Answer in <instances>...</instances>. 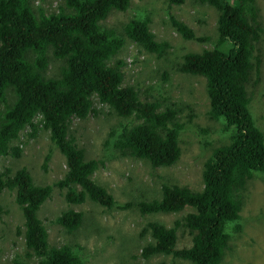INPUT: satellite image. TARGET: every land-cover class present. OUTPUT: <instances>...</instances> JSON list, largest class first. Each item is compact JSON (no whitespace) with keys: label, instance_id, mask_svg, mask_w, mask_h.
Returning <instances> with one entry per match:
<instances>
[{"label":"trees","instance_id":"obj_1","mask_svg":"<svg viewBox=\"0 0 264 264\" xmlns=\"http://www.w3.org/2000/svg\"><path fill=\"white\" fill-rule=\"evenodd\" d=\"M192 2L217 9V35L201 33L169 13L170 25L183 38L212 43L202 52L182 55L173 68L205 77L210 99L207 113L212 119L223 118L231 137L228 144L214 146L204 161L202 189L164 182L159 197L118 204L93 177L103 160L89 157L88 149L79 142L91 130L83 123L103 113L100 105H105L106 112L116 117L108 142L120 155L148 160L153 167L175 164L181 155L183 108L163 96L145 94L138 83L126 84V60L119 57L128 41L158 59L166 55L171 43L158 39L152 31L151 12L128 16L120 30L104 24L112 12H127L132 0H59L55 9L53 0H0V159L12 152L20 155L22 149L16 141L24 129L31 128L32 136L41 130L48 132L67 166L51 184L36 183L25 166L0 171V193L15 191V201L23 212L18 232L23 227L25 249L10 264H82L69 242H51L47 224L38 213L54 187L73 206L92 199L107 209L135 205L145 215L180 213L189 206L193 210L172 226L155 220L146 223L142 234L149 233L152 240L142 246L141 256L150 259L164 254L193 264L222 263L230 246L229 224H234L236 232L242 229L248 180L254 171H264V131L256 125L246 88L248 82L256 86L262 79L263 60L257 43L263 27L255 0ZM196 20L206 21L202 14ZM50 55L60 61L54 75L48 74ZM50 158L51 151L44 166ZM4 213L8 211L0 203V218ZM83 217V210L70 207L53 221L74 233ZM180 227L192 237L183 247L178 245Z\"/></svg>","mask_w":264,"mask_h":264},{"label":"rangeland","instance_id":"obj_2","mask_svg":"<svg viewBox=\"0 0 264 264\" xmlns=\"http://www.w3.org/2000/svg\"><path fill=\"white\" fill-rule=\"evenodd\" d=\"M59 0H53L55 9ZM260 10L262 38L257 43L261 48L262 79L253 85L247 83L249 108L256 125L264 131V0H255ZM151 12L152 31L160 40L171 43L165 56L158 59L155 54L142 50L135 43L128 41L119 54L126 60L124 67L125 83H138L145 94L163 96L169 103H177L183 109L180 112L184 129L179 135L181 147L180 159L172 166L153 167L148 160L133 156H122L111 147L109 132L116 121L110 116L105 105L99 116H90L83 124L91 128L89 135H81L79 142L92 158L102 159L93 177L115 196L118 204L132 203L138 200H151L161 196L162 184L176 183L187 185L194 190L202 189L203 163L211 155L212 148L228 144L231 129L226 130L224 119H212L207 111L210 99L203 76L183 73L173 68V63L182 59L188 52H202L212 46L211 41L198 42L179 35L170 25L168 14L194 27L201 33H215V19L218 11L209 4L194 3L187 0L184 4L168 5L167 0H132L127 12H112L104 21L107 26H119L132 15H144ZM204 16L205 23L196 20ZM129 16V17H128ZM200 33V34H201ZM137 60H134V59ZM59 61L51 58L49 74H55ZM164 73L167 79H164ZM189 115L191 119L189 120ZM209 133H203L204 128ZM31 128L24 129L16 145L22 149L20 155L14 152L0 159V171H16L27 167L39 184H51L66 170L65 156L49 139L48 132L41 130L37 136L30 135ZM51 151V158L44 166V158ZM244 191L241 231L236 232L234 224H229L230 246L221 264H264V171H254ZM0 203L8 211L0 218V264H10L11 258L24 251L22 210L15 201V191L4 190L0 193ZM70 207L84 211L83 224L67 233L62 225L54 223L55 216ZM193 208L186 207L182 212H157L141 214L137 206L107 209L92 199L80 205H70L65 201L59 188L54 187L51 196L42 204L38 213L47 224L50 240L54 243L69 242L83 257V264H193L173 255L157 254L150 259L141 256V248L152 240L149 233L142 231L148 221H160L172 226L174 221ZM241 214V212H240ZM187 229L178 230L179 247L189 245L191 236Z\"/></svg>","mask_w":264,"mask_h":264},{"label":"clouds","instance_id":"obj_3","mask_svg":"<svg viewBox=\"0 0 264 264\" xmlns=\"http://www.w3.org/2000/svg\"><path fill=\"white\" fill-rule=\"evenodd\" d=\"M170 14H171V13H170ZM50 56H51V55H50ZM51 58H53V57L51 56ZM53 59H54V60H57V59H55V58H53ZM57 61H59V60H57ZM59 63H60V61H59ZM50 65H51V62H50ZM56 67H57V66H56ZM49 70H50V66H49ZM49 70H48V74H49ZM49 75H51V74H49ZM53 75H54V74H53ZM64 161H65V159H64ZM22 167H23V166H22ZM22 167H21V168H22ZM66 167H67V166H66ZM113 196H114V195H113ZM114 198H115V196H114ZM138 201H139V200H138ZM136 202H137V201H135V203H136ZM174 213H175V212H174ZM83 218H84V217H83ZM82 224H83V223H82ZM80 226H81V225H80ZM80 226H79V227H80ZM79 227H78V228H79ZM78 228H77V229H78ZM77 229H76V230H77ZM228 229H229V228H228ZM51 242H52V241H51ZM52 243H54V242H52ZM61 243H62V242H61ZM69 244H71V243H69ZM71 245H72V244H71ZM72 246H73V245H72ZM73 247H74V246H73ZM74 248H75V247H74ZM227 249H228V248H227ZM76 250H77V249H76ZM76 252L79 253V255L81 256L82 264H83L84 260H83L82 255L80 254V252H79L78 250H77ZM16 254H17V253H16ZM225 254H226V252H225ZM181 259H182V258H181ZM184 260H187V259H184ZM190 261H191V260H190Z\"/></svg>","mask_w":264,"mask_h":264}]
</instances>
